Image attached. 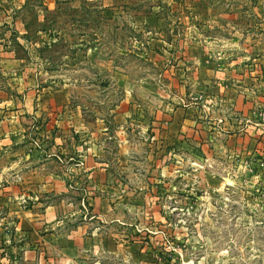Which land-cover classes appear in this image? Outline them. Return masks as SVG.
Returning <instances> with one entry per match:
<instances>
[{"label": "rangeland", "instance_id": "1", "mask_svg": "<svg viewBox=\"0 0 264 264\" xmlns=\"http://www.w3.org/2000/svg\"><path fill=\"white\" fill-rule=\"evenodd\" d=\"M0 46L9 101L30 76L91 131L133 110L111 227L130 250L100 264H264V0H0ZM179 109L189 128L157 141L155 111Z\"/></svg>", "mask_w": 264, "mask_h": 264}, {"label": "crops", "instance_id": "2", "mask_svg": "<svg viewBox=\"0 0 264 264\" xmlns=\"http://www.w3.org/2000/svg\"><path fill=\"white\" fill-rule=\"evenodd\" d=\"M20 63L12 55L0 58L6 75L16 74ZM27 79L21 103L0 92V264H100L101 258L129 251L111 227L127 187L116 179L130 175L125 126L133 110L120 103L112 124L96 120L101 125L91 131L89 123L68 119L65 89L38 90L34 77ZM178 112L181 120L164 125V114L155 111L157 141L168 132L172 137L173 128L179 136L180 128H189L179 122L193 119L194 112ZM113 139L119 150L106 146ZM73 159L83 167L69 169L65 163Z\"/></svg>", "mask_w": 264, "mask_h": 264}, {"label": "built area", "instance_id": "3", "mask_svg": "<svg viewBox=\"0 0 264 264\" xmlns=\"http://www.w3.org/2000/svg\"><path fill=\"white\" fill-rule=\"evenodd\" d=\"M75 166L77 167H83V161L81 159H78L75 163Z\"/></svg>", "mask_w": 264, "mask_h": 264}]
</instances>
